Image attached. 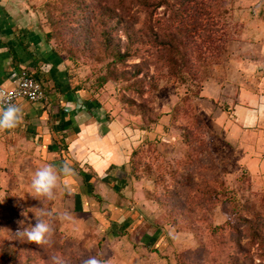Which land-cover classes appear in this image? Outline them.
<instances>
[{
    "label": "rangeland",
    "instance_id": "rangeland-1",
    "mask_svg": "<svg viewBox=\"0 0 264 264\" xmlns=\"http://www.w3.org/2000/svg\"><path fill=\"white\" fill-rule=\"evenodd\" d=\"M127 1L121 9L117 0H18V33L27 37L33 32L50 44L64 62L63 73L72 89L95 102L103 123L121 125L120 138L134 149L127 176L132 183H144L143 193L136 192L148 204L139 206V213L163 231L147 246L133 240L134 235L130 242L121 240L123 229L113 230L119 240L101 237L90 228L65 229L56 205L44 206L42 197L32 205L29 199L25 207H9L8 215L0 211V261L53 264L56 257L62 264H85L95 256L104 264H264V245L248 237L247 221L254 215L239 207L254 204L264 210V176L248 170L235 138L223 137L196 106L203 85L216 75L223 77L237 49H256L264 40V0H219L220 15L214 25L210 23L216 33H209L203 22L191 34L184 68L170 67L161 61L168 55L154 49L114 72L108 65L112 56L101 45L102 31L117 24L114 14L120 9L130 17L127 23L137 21L135 16L144 19L136 0ZM174 3L178 1L164 0L151 12L153 23L173 22L175 28L181 17L192 23L186 6L180 17H174L178 9L170 5ZM241 37L255 46L239 48L234 41ZM135 63L142 67L138 75L131 67ZM41 211L50 213L43 218L52 228L54 221L58 225L47 244L30 241L24 234Z\"/></svg>",
    "mask_w": 264,
    "mask_h": 264
},
{
    "label": "crops",
    "instance_id": "crops-1",
    "mask_svg": "<svg viewBox=\"0 0 264 264\" xmlns=\"http://www.w3.org/2000/svg\"><path fill=\"white\" fill-rule=\"evenodd\" d=\"M28 34L18 33V0H1L0 86L10 87V74L26 68L47 95L45 102H15L22 120L14 129H0V204L6 206L0 207L1 213L8 215L9 207H25L29 199L34 205L41 198L32 187L34 174L52 164L59 173L58 187L54 199L42 203L58 207L65 229L90 228L113 239L114 231L123 229L125 235L118 234V240L130 242L134 235L133 240L149 246L163 230L139 213L138 207L148 204L136 192L143 193L144 183H132L127 176L133 148L120 138L121 125L103 123L95 102L69 85L64 62L53 47L33 32ZM234 42L239 48L252 43L245 37ZM237 50L223 77L216 75L203 85L196 106L223 137L235 138L248 170L264 176V40L257 42L256 49ZM65 164L72 174L60 172Z\"/></svg>",
    "mask_w": 264,
    "mask_h": 264
},
{
    "label": "trees",
    "instance_id": "trees-1",
    "mask_svg": "<svg viewBox=\"0 0 264 264\" xmlns=\"http://www.w3.org/2000/svg\"><path fill=\"white\" fill-rule=\"evenodd\" d=\"M177 1L178 3L176 4H170L172 7L178 6L174 17H180V14H182L181 7L186 6L187 10L190 11V15H192V23H188L184 20V17H181L179 18L180 24L173 28V22L171 24H163L160 20H156L155 23L152 21L153 15L151 14L164 5V0H136L138 6L141 7L140 13L144 12V19L138 21L137 16H135L137 21L133 24H130V22L127 23L129 21L127 19L130 17H128L126 13H121V9L124 8L128 1L117 0L116 6L121 8L119 15L114 14L117 24L106 30L103 29L104 31H102V34L104 40L101 43L105 54H110L112 56V60L108 65H112V70L114 72H120L119 69L126 65L129 60L135 59L141 56L144 52H149V50L154 49L168 55L164 59L160 58L161 61L168 64L170 67H185L187 60L185 59L184 54L185 50H187L186 44L190 43L189 40L191 34L198 32L203 27V22L208 24L207 30H209V33L212 32L210 23L214 25L213 22L218 15H220V4L219 0ZM150 7H153V9L150 10ZM101 15L105 17L107 14L102 12ZM189 26H192L195 30H190ZM215 31L216 29L211 34H215ZM115 32L120 33V35H115ZM183 44H185V47ZM131 67L134 68V75H138L142 70L140 63L132 64ZM178 71L180 70H176V73H178ZM132 76L133 75H131V77ZM133 154L134 149L132 155ZM239 207L241 211H251L252 216L254 215V219L248 217V219L251 218V220L249 222L246 220L249 224V227L247 228L249 232L248 237L259 245H264V210L260 211L256 209L254 204L239 205ZM235 210L238 211L239 209L236 208ZM52 225L54 231H57V221H54ZM262 254L264 256V250L262 251ZM0 264L4 263L0 261Z\"/></svg>",
    "mask_w": 264,
    "mask_h": 264
},
{
    "label": "clouds",
    "instance_id": "clouds-1",
    "mask_svg": "<svg viewBox=\"0 0 264 264\" xmlns=\"http://www.w3.org/2000/svg\"><path fill=\"white\" fill-rule=\"evenodd\" d=\"M5 103L7 104L6 107H0V129H14L23 118L22 112L17 106L7 101L6 97H0V105ZM60 172L69 175L72 174L73 169L65 164L60 169ZM58 181L59 173L56 167L52 164H47L35 172L32 179V187L37 197L52 200L55 197ZM48 215H50V213L41 211V216L35 218V224L24 230V234L30 241L37 244H47L50 242L53 228L51 223L43 218ZM65 218H67V214H65ZM52 259L53 264H62V261L58 258L53 257ZM85 264H104V262L93 256L88 258Z\"/></svg>",
    "mask_w": 264,
    "mask_h": 264
},
{
    "label": "built area",
    "instance_id": "built-area-1",
    "mask_svg": "<svg viewBox=\"0 0 264 264\" xmlns=\"http://www.w3.org/2000/svg\"><path fill=\"white\" fill-rule=\"evenodd\" d=\"M12 85L10 87L0 86V97H6L7 101L14 104L18 100L30 102H45L47 95L43 84L36 79L26 68L12 72L9 76ZM7 104L0 105L6 107Z\"/></svg>",
    "mask_w": 264,
    "mask_h": 264
}]
</instances>
